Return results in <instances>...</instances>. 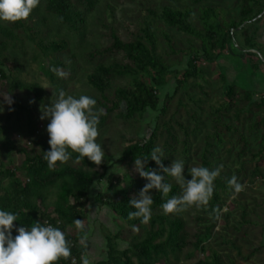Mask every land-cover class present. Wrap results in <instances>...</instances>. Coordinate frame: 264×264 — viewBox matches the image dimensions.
Here are the masks:
<instances>
[{
	"label": "trees",
	"instance_id": "trees-1",
	"mask_svg": "<svg viewBox=\"0 0 264 264\" xmlns=\"http://www.w3.org/2000/svg\"><path fill=\"white\" fill-rule=\"evenodd\" d=\"M205 1L207 0H191L192 4L204 3L198 6L195 16H192L191 10L187 7L162 6L158 10L147 9L146 14L139 19L134 28H131L125 41L104 24L103 26L109 30V44L102 49L92 48L86 54L87 59L94 63L86 72L85 81L96 92V105L102 110L98 129L106 124L114 112H117L124 122H134L148 111L158 112L156 117L158 124L151 130L149 136H143L123 147L119 162L135 166V158L150 154L152 148L157 146L158 137L163 134V147H160L163 150L162 164L169 165L171 162L168 155L179 141L172 124L179 130L181 146L183 150L186 149L190 136L188 128L171 118L167 120L164 118L172 96L178 95L177 100L180 103L182 97H189L192 94L189 92H193L194 88L202 92L201 82H206V79L199 63L211 64L220 58L229 46L236 45L238 49L248 52L247 57L256 58L264 66V55L260 53L256 38L259 22L264 18V0H236L238 10L234 15H229L220 6L205 4ZM94 3L95 0H46L44 9L46 13L53 15L58 23L78 33L85 23V12L91 10ZM14 23L16 27L21 26L19 20ZM166 30L184 35L186 46L176 48L172 43L171 34ZM26 32L29 35L31 31L26 28ZM39 46L59 52L65 50L66 43L62 40H50L45 44L40 42ZM105 54L117 55L118 58L106 64L99 61L100 59L95 61V58H101ZM184 57L185 67L181 70H172L171 66L179 65ZM258 61L247 59L242 67L256 72ZM49 77L53 82L52 75ZM117 77L125 79L126 84L112 87V79ZM219 77L223 102L217 106H209L207 116L210 130L203 137L204 146L199 156V166L209 168L214 166L212 142L220 144L224 134L236 135L241 143V150L245 149L246 141L235 126L245 121L247 132L255 134L256 142L255 149L248 151V161L255 164L252 174L261 175L259 165H264V99L255 102L253 91L236 92L234 84L226 83L223 75ZM4 78L0 62V79ZM168 80L174 82V89L172 95L165 96L160 104L158 90L165 87ZM20 87L31 93L36 102L42 101L43 91L37 83L22 84ZM181 104L183 103H180V106ZM254 108L259 111L257 115L253 113ZM17 111L25 114L27 132L32 134L34 131L31 127L34 121L31 109L14 99L10 112ZM229 115L233 124L226 121ZM193 120L195 123L198 121ZM195 131L194 129L193 132ZM5 132L6 130L0 127V134L5 135ZM29 136L19 133L12 138L5 136L7 142L11 144L9 150L0 154V208L18 214L17 221H13V235L16 234V228L20 223L30 226L37 220L62 229L69 242L71 255L61 257L54 264H82L86 251L84 245L86 228L83 221L89 188L95 181L96 173L84 171L79 166L87 167L93 162L87 158L78 159V153L73 152L67 162L57 161L56 166L50 168L43 152L50 147L48 140L38 132L32 137ZM14 149L16 154L22 156L17 165L11 155ZM144 167L162 172L161 167L151 159L147 160ZM104 173L103 166L97 181L102 179ZM165 179L172 184L171 191L163 195L156 189L150 190L153 203L150 219L146 223L141 217L128 216V212L133 210L129 200L139 193L147 182L146 179L138 172L134 175L126 173L124 177L110 176L106 179L105 190L95 195V202L108 208L119 227L115 233L105 236V258L92 264H172L169 257L176 259L178 254L189 246L202 255L198 264H225L212 247L203 246L202 243L205 239L211 238L220 216L222 195L229 194L231 186L221 173L215 177L213 192L204 202L205 208L202 210L206 216L208 215L209 224L204 226L202 231L192 234L193 241H188L179 211L165 212L161 208L163 201L181 193L173 177L166 174ZM245 215L242 211L241 223L248 225L251 222ZM118 241L126 243V247L122 250L117 249ZM226 260L229 264H236L228 256Z\"/></svg>",
	"mask_w": 264,
	"mask_h": 264
},
{
	"label": "rangeland",
	"instance_id": "rangeland-1",
	"mask_svg": "<svg viewBox=\"0 0 264 264\" xmlns=\"http://www.w3.org/2000/svg\"><path fill=\"white\" fill-rule=\"evenodd\" d=\"M45 2L46 0H38L30 15L19 20L20 27L14 26V22L0 20V62L5 75L4 79H0V109H2L0 127L6 130L5 135L0 134V154L10 149L11 143L7 142L8 139H5V136L12 138L19 133L32 137L38 132L48 140L46 132L48 121L40 118L41 106L50 103L51 99L54 100L59 89H64L67 94L76 96L81 94L97 96L85 81V74L94 63L87 59L86 54L92 48L102 49L109 44V30L103 26L104 24L125 41L129 37L131 28H134L139 19L146 14L147 9L158 10L162 6L187 7L191 10L192 16H195L198 6L204 4H192L191 0H95L92 9L85 12V23L82 29L75 33L67 26L58 23L53 15L45 12ZM205 4L220 6L229 15H234L238 10L236 0H207ZM258 26L257 43L261 49L260 53L264 55V18ZM26 28L31 31L29 35ZM166 31L171 34L172 43L176 48L186 46L184 35L173 30ZM50 40L64 41L65 50L54 52L39 46L40 42L45 44ZM247 53L246 50L232 45L213 63H199L206 79V82H201L202 92L194 88L193 92H189V94L192 93L189 97H182L181 106L177 100L178 95L170 98L169 110L164 119L171 118L180 122L182 126L188 128L190 136L188 146L183 150L180 132L172 124L179 141L168 155V159L170 162L173 159L185 161L182 174L186 179L191 178L188 169L199 166V156L204 146L203 137L210 130L207 116L209 106H217L223 102L219 75L224 76L226 83L234 84L236 92L253 91L255 102L264 99V66L256 58L247 57ZM114 58L118 56L105 54L101 58H95V61L100 59L99 61L106 64ZM247 59L253 62L258 61L256 72L242 67ZM185 62L186 57L179 65L173 64L171 69L181 70L185 67ZM59 72H64L65 75L61 76ZM50 75L53 77V82L50 81ZM31 82L37 83L42 88L41 102H36L31 93L20 87L22 84ZM125 84L126 80L119 77L112 79L111 82L112 87ZM173 89L174 82L168 80L166 86L158 90L160 104L165 96L172 95ZM7 96L11 98V103H8ZM14 99L31 109L34 121L31 127L34 131L32 134L27 132L25 114L21 111L10 112ZM196 99L202 100L196 101ZM94 108L100 109L97 105ZM253 113L257 115L259 111L254 108ZM157 114L158 112L148 111L134 122H124L117 112L112 113L106 124L98 129L99 135L96 137L105 153L102 163L97 165L93 162L87 167L79 166L84 171L96 173L95 181L89 188L83 221L86 228L84 241L86 251L83 261L88 258L92 264L96 260L104 259L105 236L115 233L119 227L108 208L95 202V195L105 190L108 177H124L126 173L134 175L137 172L135 166H128L118 161L120 151L137 139L149 136L151 130L158 124ZM227 117L226 121L233 124L230 115ZM193 119L198 121L195 123ZM246 124L247 122L243 121L235 125L246 141L245 149L241 150V143L234 134H224L220 144L212 142L214 151L212 168L220 167L219 173L231 186V192L222 195L223 204L219 219L213 228L211 238L207 237L208 239H205L202 245L212 247L225 264H229L226 260L227 256L236 264H264V165H259L261 175L252 174L255 164L248 161V151L255 149L256 142L255 134L247 132ZM194 129L195 132H193ZM163 141V134L162 136L160 134L157 145L163 147ZM11 155L14 157L15 165L19 164L22 156L16 154L15 149L11 151ZM102 165L105 167V173L102 179L97 181L103 171ZM232 177H235L241 185L239 190L229 183ZM175 183L182 191L181 185L176 180ZM204 208V203H199L188 205L179 211L188 241H193L192 234L202 231L203 227L209 224L208 215L206 216L202 211ZM242 211L245 212V217L251 222L250 224L241 223ZM197 218L202 220L198 221ZM126 245L118 241L117 249L122 250ZM201 256L198 251L189 246L178 254L176 259L169 257V262L198 264Z\"/></svg>",
	"mask_w": 264,
	"mask_h": 264
},
{
	"label": "clouds",
	"instance_id": "clouds-1",
	"mask_svg": "<svg viewBox=\"0 0 264 264\" xmlns=\"http://www.w3.org/2000/svg\"><path fill=\"white\" fill-rule=\"evenodd\" d=\"M37 3L38 0H0V20L14 22L25 19ZM59 75L63 76L65 73L59 72ZM7 101L11 103L8 96ZM96 103L93 96H76L59 89L54 100L41 106L40 118L48 121L46 132L50 147L43 152L50 168L55 167L57 161L67 162L73 152L78 153V159L87 158L97 165L102 163L105 153L101 143L96 140L102 110L94 108ZM162 156L163 150L157 145L150 154L135 158V169L147 182L129 200L133 209L128 212L129 217H141L145 223L149 221L153 203L150 190L156 189L163 195L171 191L172 184L166 181V174L181 185L182 191L162 202L161 208L165 212H178L188 205L204 203L213 192V181L219 175V166H193L188 169L191 178L186 179L182 174L184 160L173 159L165 166L162 164ZM148 159L155 161L162 172L145 168ZM229 183L237 190L241 187L235 177ZM17 215L0 208V264H54L61 257L71 255L65 233L52 224L42 223L40 220L33 221L30 226L20 223L13 235V221H17ZM83 264H90V260L85 258Z\"/></svg>",
	"mask_w": 264,
	"mask_h": 264
}]
</instances>
